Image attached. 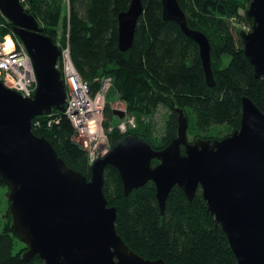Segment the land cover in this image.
Wrapping results in <instances>:
<instances>
[{"label":"water","instance_id":"95a60500","mask_svg":"<svg viewBox=\"0 0 264 264\" xmlns=\"http://www.w3.org/2000/svg\"><path fill=\"white\" fill-rule=\"evenodd\" d=\"M161 4L163 18L177 23L197 44L205 80L213 85L208 38L188 27L177 0ZM0 12L25 46L37 79L32 97H23L0 80V176L8 188L11 229L27 246L25 260L37 254L43 264H164L161 258L135 253L117 234L116 210L107 205L102 189L104 168L110 164L120 174L125 195L152 181L161 213L174 186L188 200L200 189L237 264H264V112L242 96L236 130L223 138L190 142L187 118L175 108L177 133L165 147L156 149L141 137L125 136L93 162L88 180L31 129L35 116L64 111L66 92L56 67L59 47L42 33L21 0H0ZM142 12L141 0H130L127 10L118 14L121 51L132 46ZM246 15L251 26L240 33L243 52L255 76H264V0H250ZM153 158L158 160L155 166Z\"/></svg>","mask_w":264,"mask_h":264},{"label":"trees","instance_id":"16d2710c","mask_svg":"<svg viewBox=\"0 0 264 264\" xmlns=\"http://www.w3.org/2000/svg\"><path fill=\"white\" fill-rule=\"evenodd\" d=\"M177 1L188 27L208 38L213 85L205 80L197 44L177 23L163 18L161 0H141L143 12L127 51L118 48L117 16L127 10L130 0H68V11L63 15L64 0H21L26 12L38 20L42 33L52 40L62 23L72 63L88 83L91 96L100 90L103 78H111L117 100L135 119L133 128L120 132L121 119L113 123V117H119L104 100L102 123L111 147L125 136H138L162 149L177 133L175 108L182 109L187 118L186 136H190V142L223 138L236 130L242 96L264 112V76H255L244 55L240 34L246 30L244 23L251 26V18L246 15L249 0ZM5 25L0 27L1 35L12 30L10 22ZM159 107L166 112L163 132L156 136L151 118ZM54 118L58 122L52 121ZM31 129L51 143L68 167L90 179L86 151L75 140V129L63 112L52 109L48 114L35 116ZM180 150L183 153L182 146ZM157 163L156 158L151 160V166ZM0 187L6 189L7 195L1 176ZM102 189L107 205L115 207L117 234L143 258H161L164 264H237L200 189L188 200L174 186L161 213L152 181L125 195L120 174L110 164L104 168ZM18 242L20 246L14 250ZM26 249L11 229L7 206L0 232V264H43L37 254L25 260Z\"/></svg>","mask_w":264,"mask_h":264},{"label":"built area","instance_id":"2783aa9c","mask_svg":"<svg viewBox=\"0 0 264 264\" xmlns=\"http://www.w3.org/2000/svg\"><path fill=\"white\" fill-rule=\"evenodd\" d=\"M6 22L9 20L0 12V27L5 28ZM54 44L60 49L56 67L60 71L66 92L63 114L70 120L75 130L88 136L85 147H82L87 153L88 163L93 164L98 156L109 151L107 133L102 127V107L97 101L92 100L88 83L81 78L74 67L67 42L63 47L59 43L54 42ZM0 80L6 87L17 91L23 97H32L37 87L31 58L13 30L0 34ZM111 83L110 77L103 78L101 88L95 94L96 97L102 96ZM52 121L58 122V118ZM38 123L39 121H36V124ZM123 123L118 124L121 131L125 128ZM48 124H51V120Z\"/></svg>","mask_w":264,"mask_h":264},{"label":"rangeland","instance_id":"374dc122","mask_svg":"<svg viewBox=\"0 0 264 264\" xmlns=\"http://www.w3.org/2000/svg\"><path fill=\"white\" fill-rule=\"evenodd\" d=\"M248 4H249V2H248ZM64 5L66 6V8L62 12V15L67 13L66 11H68L67 10L68 9V0H64ZM243 26H244V29H246V30H248L250 28L245 23L243 24ZM62 28H63L62 27V23H60L58 25V27H57L56 35L53 37V39H54L55 43H57V44L59 43L63 47V46H65L64 44H66V42H65V38L62 35V31H63ZM116 97H117L116 90L114 89V87H112V83L108 87V89L102 94V96H100V95H98L97 97H96V95L91 96L92 100L97 101L98 105H100L102 107V112H103V108H104V104H105L104 100L106 99V101L110 103L109 104L110 108H112L113 110L114 109L120 110V111H122L124 113V116L122 118H117L116 116H114L113 117V123L117 124L119 122V119H121L118 124L125 122V123H123V127L125 126V128H124L123 131L120 130V132H125V130L127 128H133L135 126V119H134V117L132 115L126 113L125 104L123 102L117 100ZM165 112H166L165 108L159 107V109L154 113V115L151 118V121L153 122V125H154L153 133L156 136H160L162 134V132H163L162 131V125H163ZM102 117L104 119L103 114H102ZM144 119L147 120V118H144ZM109 126L111 127L110 123H109ZM102 127H103V123H102ZM74 129H75V127H74ZM103 129H104V127H103ZM75 131H76L75 134H74L75 140L77 141V143H79V145L81 147L84 146L85 142H87V140H88V136L85 135V134H80V132L78 130H75ZM214 131L212 130L211 134L215 135ZM105 132L107 133L106 130H105ZM107 137H108V135H107ZM188 140H190V136H188ZM107 143L109 145V149L108 150H110L113 146L111 147V142H110L109 138H108V142ZM102 151L103 150L101 149V152ZM107 153H108V151L106 153L104 152L103 155L98 156V158L104 156ZM86 155H87V153H86ZM88 161L89 160H88V157H87V162ZM89 165H92V164H89ZM5 192H6V189L4 187H0V232L3 230L4 213H5V211L7 209V206H8V204H7V195L5 194ZM19 246H20V242L16 243L14 250H16L17 247H19Z\"/></svg>","mask_w":264,"mask_h":264},{"label":"bare ground","instance_id":"6f19581e","mask_svg":"<svg viewBox=\"0 0 264 264\" xmlns=\"http://www.w3.org/2000/svg\"><path fill=\"white\" fill-rule=\"evenodd\" d=\"M10 44H9V41L7 40V46H9Z\"/></svg>","mask_w":264,"mask_h":264}]
</instances>
